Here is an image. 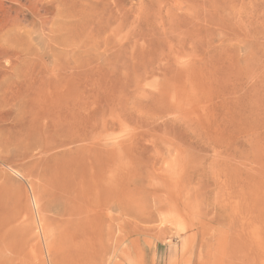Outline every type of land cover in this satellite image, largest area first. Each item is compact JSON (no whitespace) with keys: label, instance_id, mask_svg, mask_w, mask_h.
Wrapping results in <instances>:
<instances>
[{"label":"rangeland","instance_id":"374dc122","mask_svg":"<svg viewBox=\"0 0 264 264\" xmlns=\"http://www.w3.org/2000/svg\"><path fill=\"white\" fill-rule=\"evenodd\" d=\"M215 1L232 21L237 8ZM256 1L254 33L206 25L209 0H61L44 26L40 9L35 78L75 94L96 146L43 150L25 100L0 96V218L16 212L19 225L0 255L50 264L76 200L96 216V258L105 252L113 264H264V0ZM85 172L87 195L75 197Z\"/></svg>","mask_w":264,"mask_h":264},{"label":"bare ground","instance_id":"6f19581e","mask_svg":"<svg viewBox=\"0 0 264 264\" xmlns=\"http://www.w3.org/2000/svg\"><path fill=\"white\" fill-rule=\"evenodd\" d=\"M209 2H210V6H212L213 12H210L207 15V17H205V18H206V25L213 28V30L230 29V30H233L235 33H236V31L241 30V29L246 30V32L248 29L252 30L251 28H253L254 23H255L254 20L257 18L256 17V15H257L256 3H258V1H256V0H229L233 9L235 7L237 8L234 12L232 11V13L234 14L232 21L226 20L227 18L225 15L223 17V15L221 13L222 11H220V8L216 9V7L219 6L218 1L209 0ZM260 2L261 1H259V3ZM261 3H264V2L262 1ZM60 4H61V0H55V1L51 0L50 3H49V0H48V2H47V0H0V96L4 97V98H11V99H16V100H25V103L27 104L28 109L30 111V119H31L30 124L32 127H34L37 130L38 135H39V133L42 134L41 137H43V141L41 139H40L41 141L37 140V145L40 148H42L43 150H46L47 148H50L51 146L56 147V145L62 146V145H67V144H71V143H75V142L87 141L89 139V137L91 136L93 130H95V128H96L95 125H92V126H91V124L86 125L89 123V121L86 124L84 123L87 121H83L84 118L82 119V117H80L82 115L78 114L79 112H77V111H79V109H77L78 108L76 106L77 103L76 102L73 103L74 100L72 99L73 95L75 96V94H72L70 92V89L67 90L66 93L61 92L58 89H51L49 83L48 84L44 83V81H46L45 79H41V78L36 79L35 78L33 61H32V53H33L32 45H33V43L31 41H32V33L34 30L33 29L34 25L37 23L36 16L39 15V11L41 9L43 17H41L39 15L38 19H40V17H41L40 24H41V26H44V23L47 24V22H48L47 16L56 14V10L60 6ZM207 4H209V3H207ZM228 5H229V3H228ZM261 5H264V4H261ZM226 6H227V4H226ZM231 6H229V7L231 8ZM219 7H221V5ZM262 7L264 10V6H262ZM227 9H229V8H227ZM258 9H260V8H258ZM243 13L245 14V16H243ZM229 14H231V13H229ZM231 17H232V15H231ZM258 18H260V17H258ZM203 19H204V16H203ZM186 24L190 25V20L186 21ZM208 26H207V28H208ZM257 27H260V25H258ZM205 28H206V26H205ZM254 31H255V29H254ZM254 31L251 33H254ZM208 33H209V31H208ZM180 41H179V43H180ZM187 41H188V39H187ZM177 42L178 41H176V43H174V42L172 43L171 50H173V48L176 47V45L178 44ZM205 42H206V40H205ZM181 43H180V45H184ZM184 43H186V40ZM178 46H179V44H178ZM156 58H158V57H156ZM151 61H153V59H151ZM158 61H159V58H158ZM146 64H147V62H146ZM151 64L153 65L152 62H151ZM155 64L158 65L157 62ZM149 65H150V63H149ZM144 67H146V66H144ZM148 68H150V67H148ZM155 68H153V69L155 70ZM149 70L151 71V69H149ZM161 71H163V70H161ZM143 72H146V71H144V69H143ZM152 72H154V71H152ZM185 72H186V70H185ZM148 73H149V71H148ZM180 73H182V75H183L182 71H180ZM134 74H135V72H134ZM139 74H140V72H139ZM142 74H144V73H142ZM178 74H179V71H178ZM162 76L164 77L163 74H162ZM166 76L168 77L167 74H166ZM172 76H174V74ZM188 76L186 74V77H185V74H184L185 79L188 78ZM136 77H137V74H136ZM175 77H173V78H175ZM138 79H139V77H138ZM135 81L133 80L132 82H134V84H135ZM138 81H141V80H138ZM134 84H133V86H134ZM163 88L160 87L157 90L160 91ZM70 93L72 94L71 95L72 98L70 96ZM108 94H110V93L108 92ZM154 94H156V90H155ZM234 94H236V93L234 92ZM156 95L158 96L160 94H156ZM150 97H151V95H150ZM74 98H76V96ZM76 101H77V99H76ZM224 103L226 104V102H224ZM219 105H221V101H220ZM223 106L225 107V105H223ZM226 107H227V105H226ZM232 110H233V108H232ZM86 114L87 113H85L84 115H86ZM88 116H92V115H88ZM83 117H85V116H83ZM91 118L94 120L93 117H91ZM223 118H221V119L218 118V119L223 121ZM94 126H95V128H94ZM94 137L95 136H91V139H93ZM93 140H91V141L88 140V142H89L88 147L90 150H93L94 146H96V145H94L95 142H93ZM88 171H89V175L93 174V171H91V167H90V170H88ZM86 172L82 173L76 181L77 186L74 187L75 188V190H74L75 191V197H76V194H78V195L80 194L83 198L87 195V191H88V185L87 184L89 181H85ZM91 177H92V175H91ZM74 201L75 202L71 206V211H69V214H68L69 215L68 224L70 227L72 226V231H71V233H69V235H64L62 241L60 239H58L59 243L61 241V243H60L61 246L59 244V246H60L59 248H56L54 246V251H49V252H53L52 258L50 257L51 258V260L49 261L50 264H113V261L110 260V258H105V252H103L100 257L96 258L95 248H94V231H92V232L89 231V229L94 228L96 216L93 214V212L88 211L87 209H83V207L80 206L79 202H77L76 200H74ZM14 213L16 214V212H14ZM15 214H13L14 215L13 217H10L11 216L10 215V216H8V218L7 217L6 218H0V242H2V243H5V242L17 243V240L7 239L8 234L10 232H12V230L15 228V226H19V225L15 224V222L17 220V216H18V214L17 215H15ZM22 214H20V217ZM2 217H4V216H2ZM45 219L43 220L44 222H45ZM41 226H42V224H41ZM21 227H22V225H21ZM20 229L23 230L24 228H20ZM24 233H26V232L24 231ZM5 240H7V241H5ZM34 243L32 242V246H35ZM50 243L54 244L55 242L53 243L51 241ZM48 245H50V244H48ZM5 246H6V243H5ZM13 246H15V244H13ZM28 246H29V244H28ZM13 248H15V247H13ZM49 248L50 247H48V250H49ZM13 252H15V251H13ZM13 252H12V254H13ZM41 259L44 260L43 258L40 257V260ZM15 262H17V261H14L13 258H9V256L7 257V256L0 255V264H16ZM114 264H119V263H114Z\"/></svg>","mask_w":264,"mask_h":264}]
</instances>
